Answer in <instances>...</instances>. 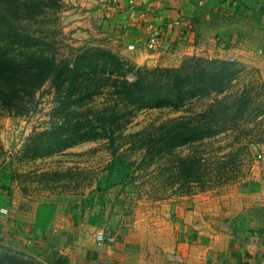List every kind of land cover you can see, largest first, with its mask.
Wrapping results in <instances>:
<instances>
[{
  "label": "rangeland",
  "instance_id": "374dc122",
  "mask_svg": "<svg viewBox=\"0 0 264 264\" xmlns=\"http://www.w3.org/2000/svg\"><path fill=\"white\" fill-rule=\"evenodd\" d=\"M76 1L61 0L56 14L58 34H64L59 36L64 40L61 52L102 47L134 69L178 68L187 65L184 62L190 57L226 61L229 65L223 68L217 63H196L192 72L199 79L201 70L206 73L213 90L217 80L213 74L219 71L222 96L228 98L230 108L204 117L199 107L202 98L196 94L191 112L189 105L175 111L129 110L118 121L112 143L100 131L95 141L36 157L34 144L41 138L34 135L49 131L54 89L49 84L42 87L35 97L37 107L30 106L24 115L0 106V173L12 177L17 206L30 213L39 204L65 209L64 220L56 222L63 228L62 236L51 242L57 248L54 257L74 247L96 250L108 264H171L180 242H194L203 234L206 219L215 226L234 220L264 225V141L251 143L248 152L233 149L242 138H250L247 134L264 132V60L244 64L195 54L167 58L166 53L161 55L167 58L163 61L138 65L119 46L84 30L79 35ZM90 26L95 32L100 27L95 21ZM209 94L206 103L214 98ZM244 94L246 105L232 106ZM173 119L180 125L177 139L172 142L168 136L152 142L154 137H166ZM194 132L198 133L195 140L190 135ZM42 140L46 148V138ZM230 152L235 153L231 162ZM188 157L195 167L183 172ZM199 221L201 228H194ZM98 232L104 233L102 242L96 239Z\"/></svg>",
  "mask_w": 264,
  "mask_h": 264
},
{
  "label": "trees",
  "instance_id": "16d2710c",
  "mask_svg": "<svg viewBox=\"0 0 264 264\" xmlns=\"http://www.w3.org/2000/svg\"><path fill=\"white\" fill-rule=\"evenodd\" d=\"M60 5L61 0H0V106L8 113L24 115L30 111V106L37 107L35 97L42 87L49 84L55 91L50 128L34 135L41 138L34 144V156L60 151L77 142L95 141L100 131L108 134L112 143V134L120 126L118 121L129 110L175 111L189 105L191 112L196 94L202 98L199 107L204 117L210 112L226 111L230 106L226 102L228 98L222 96L224 83L219 71L213 74L217 77L212 83L213 90L205 80L206 73L201 70L199 79L192 72L196 63H217L223 68L229 65L226 61L190 57L184 62L187 65L178 68L134 69L125 59L102 47L68 54L61 52L64 40L59 36L64 34H58L60 30L55 25ZM209 93L214 98L206 103ZM247 99L248 95L244 94L232 106L239 104L242 109ZM177 127L180 125L173 119L167 126L166 137L153 136L152 142L168 136L173 142L178 137ZM263 134L258 130L257 134H247L251 140L242 138L233 149L248 152L251 143L264 141V138L253 137H263ZM190 135L195 140L198 133ZM42 138H46V148ZM228 156L231 162L235 153L230 152ZM193 167L195 163L188 157L182 171H192ZM0 180L9 190L10 174L0 173ZM66 263V258L54 262Z\"/></svg>",
  "mask_w": 264,
  "mask_h": 264
},
{
  "label": "crops",
  "instance_id": "0c3cea01",
  "mask_svg": "<svg viewBox=\"0 0 264 264\" xmlns=\"http://www.w3.org/2000/svg\"><path fill=\"white\" fill-rule=\"evenodd\" d=\"M77 32L109 41L135 64L203 55L252 64L264 60V0H77ZM97 19V20H96ZM99 23L98 32L91 22ZM75 31V29H74ZM156 37V43L150 39ZM167 53V58L161 55ZM0 180V264H108L96 250L67 247L54 257L65 209L39 204L19 209L10 183ZM198 216V215H197ZM206 216V215H205ZM204 222L194 242H180L171 264H264V225ZM199 221L194 228H201ZM68 227V226H65ZM52 239V240H51Z\"/></svg>",
  "mask_w": 264,
  "mask_h": 264
},
{
  "label": "built area",
  "instance_id": "2783aa9c",
  "mask_svg": "<svg viewBox=\"0 0 264 264\" xmlns=\"http://www.w3.org/2000/svg\"><path fill=\"white\" fill-rule=\"evenodd\" d=\"M156 42H157V38H156V37H153V38L150 39V43H156ZM2 239H3V236L0 235V241H1ZM96 239H97V241L102 242L103 239H104V233H102V232H98V233H97V237H96Z\"/></svg>",
  "mask_w": 264,
  "mask_h": 264
}]
</instances>
